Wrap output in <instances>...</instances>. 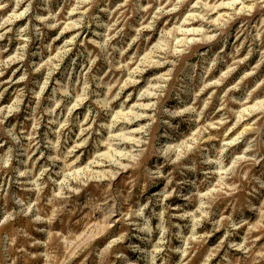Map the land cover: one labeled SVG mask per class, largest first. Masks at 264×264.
Instances as JSON below:
<instances>
[{
    "label": "rangeland",
    "instance_id": "rangeland-1",
    "mask_svg": "<svg viewBox=\"0 0 264 264\" xmlns=\"http://www.w3.org/2000/svg\"><path fill=\"white\" fill-rule=\"evenodd\" d=\"M0 264H264V0H0Z\"/></svg>",
    "mask_w": 264,
    "mask_h": 264
}]
</instances>
